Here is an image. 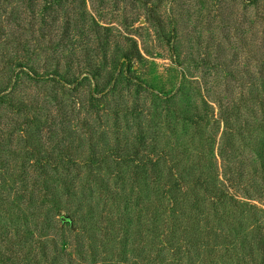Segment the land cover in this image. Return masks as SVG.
<instances>
[{"label":"rangeland","instance_id":"374dc122","mask_svg":"<svg viewBox=\"0 0 264 264\" xmlns=\"http://www.w3.org/2000/svg\"><path fill=\"white\" fill-rule=\"evenodd\" d=\"M18 11L0 0V264H141L144 250L180 253L173 242L188 264H264V0H86L69 37L62 10L44 27ZM221 102L236 114L227 155ZM191 161L218 185L245 175L219 200L191 184L186 218L166 184ZM148 214L181 219L192 244L147 237Z\"/></svg>","mask_w":264,"mask_h":264},{"label":"trees","instance_id":"16d2710c","mask_svg":"<svg viewBox=\"0 0 264 264\" xmlns=\"http://www.w3.org/2000/svg\"><path fill=\"white\" fill-rule=\"evenodd\" d=\"M4 1L8 2L9 0H4ZM12 1H15L16 5L19 7V11H18L17 17H16V19L18 21H20V22L28 21L31 23L32 20L38 18L40 21V26H42V27H44L45 25L48 26V22H50V21L59 23V20H61L59 18V11L62 10L63 16L66 19V22H65V26H66L65 29L66 30H64V32H63V36H65V37H69V35H70L69 30H70V26H71L70 24L72 22H74V21H72L73 18L71 17V14H72V16H76L77 12H78L77 10L82 5L86 4V0H12ZM65 5H67L66 8H65ZM70 18H71V20H70ZM2 22H3V19H2ZM75 26H76V24L74 25V27ZM23 27L24 26L18 25V28H20V30ZM140 59H143L140 52H138V51L135 52L134 49H132L130 51V53L125 54L121 60V65L126 69V71H124L123 73L125 75H127L128 78H130L131 80L136 79V78L134 79V75H133V73H135L136 71H133V68L136 64H138L140 62ZM29 66H30V64L28 62H23V63L17 64L15 69H17L18 72L27 70L29 72H32L33 75H35L33 73V69L31 68L32 66H30V67ZM54 73H55L54 77H53V74H50L49 76L52 75L53 80L57 81V76L59 74L58 70H56ZM43 78H45V77L43 76L41 79H43ZM65 84H67V83L65 82ZM62 85L64 86V82ZM219 106H220L219 109L221 111L220 118L224 122L223 139H224V142H226V143L223 144V146H224L223 148H224V154H226V153H228V151H230V148H229L230 145H229V142H227V141L229 140L230 132H231V129L233 127V123L230 122V119H233L234 117H236V114L234 112V108H232L230 105L224 106L223 103L221 102ZM16 107H17V112H19L21 114H25L28 112V108L26 106L25 100H18ZM26 116L28 117V120H25L23 123H30V125H34V126L39 125V124H37L40 122L38 117H31L30 118L28 114H26ZM32 133L33 132H30L29 133L30 135H28L27 139L25 140V146H26V148L30 149V151L33 155L40 157L39 159L41 160V155H40L41 148H39L40 144H37V142H36V141L40 140V138H38L36 135H33ZM223 148H222V152H223ZM259 150H260L258 152L259 158H260L259 161H260V165H261L260 177L264 178V148L259 149ZM153 155H154V157L156 156V158H154ZM149 157H151L150 161L154 162V163L157 161L159 162L161 159L159 157V154H152V156L148 155V158ZM121 158L122 157H120L119 159H121ZM154 159H156V160H154ZM189 159L191 160L190 156H188V160ZM165 160H166V158L164 156L162 161H165ZM168 160H170V162L171 161L174 162L169 157H168ZM191 162H190L191 165H189V168L188 167L185 168L184 175H178L177 173L173 174L171 172V174H170L171 184H166V186H168L172 189L170 195L173 196L172 199L175 202L174 206L171 207V211H173L172 214H182V216H184L186 218H188V214H190V211L193 209L194 206H196L197 211H199V209H200L199 198L197 199L195 205L192 203L191 200H189L188 195L192 192V190L189 188V186L191 184L195 185V187H198L200 189H204V191H209L210 188H212V187H213V189L216 188V190L213 191V193L215 195L213 197H215L216 199L219 200L220 198H226L228 196V192L230 191L231 185L240 184L241 179L245 175V173L241 170V171H239L240 172L239 180L235 176L231 175V177L224 178L221 181V183L218 185V182H217V180H219L218 175L216 176V174H213L211 172H207L201 166H197V165L193 164V162L192 163ZM199 162L200 163L203 162V159H200ZM210 170H214V169H210ZM55 171H57V170H55ZM175 177H176V179H174ZM154 191L155 190L153 189V191L151 193H153ZM177 197L182 199L181 203H178ZM160 207H163V206H160ZM148 215L150 217L149 220H152L153 222L148 224V226H147L148 227L147 237H149V238L150 237H153V238L158 237V238H160V240L163 241V238H167L166 233L170 232V235L172 236V238L168 243H166V245H170L172 243V241H174V240H179L175 236H178L180 238V240H182L183 243H185V244H189V245L192 244V235H193L192 230H190V228L186 227L183 224V222L181 221V219H179L178 217L173 218L174 220H172V222H171L172 226L166 227L165 224L159 223V218L157 215H154V214H152V215L148 214ZM151 241L154 242L153 239ZM258 242H259L260 247L262 249H264V240L259 238ZM149 243H150V241H149ZM154 244L156 245V243H154ZM164 247L161 249V251L160 250L157 251L156 254L151 252V251H148V250H147V252L145 250L142 251L141 252V260H142L141 264H154L156 261H158L159 264H188L189 263V262L186 263L185 254H184V256L181 254L182 249H184V248H180L179 246H177L173 242L170 245L171 251H173L171 247H174V248H178L179 250H177V251L180 253L172 254V257L169 258V257H167V249ZM118 258L120 260L114 261L113 264H132L134 262L130 259L129 260L127 259V253H125L124 255H121V257H118ZM31 264H34V263H31ZM133 264H139V263L135 262Z\"/></svg>","mask_w":264,"mask_h":264}]
</instances>
